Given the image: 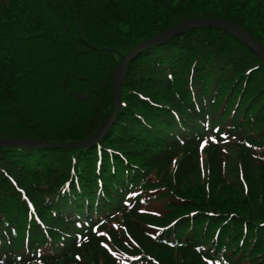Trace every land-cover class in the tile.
I'll use <instances>...</instances> for the list:
<instances>
[{
    "label": "trees",
    "instance_id": "obj_1",
    "mask_svg": "<svg viewBox=\"0 0 264 264\" xmlns=\"http://www.w3.org/2000/svg\"><path fill=\"white\" fill-rule=\"evenodd\" d=\"M213 17L264 45V0H0V136L86 139L123 54ZM121 93L90 147L0 146V264H264L261 58L189 30L134 59Z\"/></svg>",
    "mask_w": 264,
    "mask_h": 264
},
{
    "label": "water",
    "instance_id": "obj_2",
    "mask_svg": "<svg viewBox=\"0 0 264 264\" xmlns=\"http://www.w3.org/2000/svg\"><path fill=\"white\" fill-rule=\"evenodd\" d=\"M198 28H217L223 30L235 38L239 39L255 51L261 59L264 61V46L256 38L251 36L247 31L236 23L226 20L223 18H198L191 19L189 21L183 22L179 25L173 26L169 29L164 30L161 33L156 34L149 40H146L127 54L122 56L121 61L119 62L113 77L112 82V92L114 98V109L101 124L99 129L90 137L84 139L83 141L77 142H65V143H54L41 140H30L26 138H9V137H0V145L2 146H14V147H44V146H63V147H86L98 142L109 130L116 116L118 115L121 108V88L125 81V78L129 72L131 62L139 56L144 50L151 47L160 45L165 41L185 33L191 29Z\"/></svg>",
    "mask_w": 264,
    "mask_h": 264
},
{
    "label": "rangeland",
    "instance_id": "obj_3",
    "mask_svg": "<svg viewBox=\"0 0 264 264\" xmlns=\"http://www.w3.org/2000/svg\"><path fill=\"white\" fill-rule=\"evenodd\" d=\"M233 151H234V150H232V152H233ZM230 159H231V160H234V159L236 160V158H234L233 155L230 156ZM231 165H233V164H231ZM199 175H200L202 178H204V176H205V175L203 174V172L199 173ZM199 175H198L197 177H199ZM192 184H195V183H194V182H191V184L189 183V185H191V186H192ZM255 198H256V197H255Z\"/></svg>",
    "mask_w": 264,
    "mask_h": 264
}]
</instances>
